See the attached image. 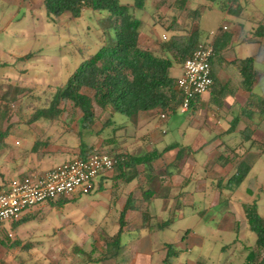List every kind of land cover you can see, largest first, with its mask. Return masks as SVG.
<instances>
[{
	"label": "crops",
	"instance_id": "obj_1",
	"mask_svg": "<svg viewBox=\"0 0 264 264\" xmlns=\"http://www.w3.org/2000/svg\"><path fill=\"white\" fill-rule=\"evenodd\" d=\"M185 1L184 22L190 20L188 13L197 9L204 37L215 44L216 54L212 60L214 84L211 89L196 97L185 112L177 108L162 119V109L143 111L119 125L115 120L118 112L95 104L98 119L94 131L100 134L87 133L82 139L78 136L79 129H73L63 118L69 107L81 118V111L73 108L71 103L62 105L65 111L53 123L41 118L28 124L25 121L28 119L19 117L15 119L18 126L0 146L1 187L15 177L44 173L62 162L89 154L93 147L118 148L127 154L128 164L105 171L92 182L90 192L94 189L105 199L98 202L105 208L104 221L96 224L95 228L104 233V230L117 226L114 233H109L115 235L119 230L115 221H119L124 212L123 236L138 230L131 241L137 239L141 243L157 231L171 228L187 207L186 210L191 208L203 218L217 204L225 202L235 208L233 203L238 202L241 218L235 217V222L225 228L217 224L222 232L236 233V238L229 244H223L221 250L233 253V258L240 247L255 246L256 234L248 227L244 204L257 202L259 213L264 217V115L258 104L264 97V38L257 32L258 27L264 24V0ZM164 7L168 12L169 6ZM142 19L145 27L140 33L139 44L158 53L159 45L156 44L159 41L156 40L160 38V31L156 25L162 23L154 21L150 31V21ZM250 57L254 58L255 74L251 91L245 88L241 65L242 60ZM182 72L183 64L171 68V75L176 79ZM65 83L52 86L49 94ZM179 113L184 117L180 121L173 120V116ZM37 123L44 124L45 131L38 130ZM118 128L125 132L117 131ZM253 140L257 142L253 144ZM131 157L139 163H134ZM151 158L152 162L147 164ZM242 160L251 165L250 172L239 186L226 188ZM95 212H99V208L96 207ZM246 231H251L254 236L251 233L249 237ZM188 233L193 235L188 229L185 237ZM169 244L180 250L169 264H180L183 259L191 260L190 257L195 264H210L211 256L196 254L194 257L177 248L175 243H163L160 248L167 249ZM200 244L212 245L207 238ZM128 245L129 241L122 240L117 258L91 264H153V252L157 248L151 240L130 256L125 255L131 253L126 252ZM227 245L228 248H224ZM193 246L186 250L192 252ZM246 255L247 252L244 260ZM165 258L164 255L161 264H165ZM225 261L228 263V258H213L212 264Z\"/></svg>",
	"mask_w": 264,
	"mask_h": 264
},
{
	"label": "rangeland",
	"instance_id": "obj_2",
	"mask_svg": "<svg viewBox=\"0 0 264 264\" xmlns=\"http://www.w3.org/2000/svg\"><path fill=\"white\" fill-rule=\"evenodd\" d=\"M42 1L0 0V62L6 64L0 69V98L11 83L32 88L33 92L40 96V101L35 100L34 104H31V100L28 99L24 102L23 108H19V102L12 103L13 105L0 103V131L2 132L6 129L10 130L11 121L15 123V119L19 116H33L40 106L50 102L52 98L48 91L52 86L65 83L80 61L100 48L106 38L104 31H109L108 23L103 18L105 13L87 10L80 18H74L66 12L53 20L47 15ZM127 1L122 0V2ZM181 2V0H147V10L137 11L136 14L139 17L150 21V31L153 30L154 21L162 23L156 25L160 31V38L158 40L157 37L156 42L160 43L163 34H167L168 39L175 35L172 34L175 31L170 28L173 26L175 16H179L181 20L177 23L176 29L179 31L177 33H185L183 28H180L184 25V14H186L179 10L182 6ZM165 5L169 6L168 12L165 11ZM29 52H35L32 59L17 61L18 57ZM79 115L72 112L69 107L63 118L66 123L72 125L73 129H79ZM182 117L184 116L179 113L173 116V120L180 121ZM127 119L128 117L120 113L116 114V125ZM35 125L38 130L45 131L44 124ZM116 130L125 132L121 128ZM70 198V201L62 208L55 206V202L47 200L27 210L23 213V220L27 222L21 223L17 228L7 223L6 229L0 230V264H76L90 258L88 252L93 250L91 247H95L93 256L100 257L106 247V236L110 237L109 233H114L118 228L110 227L109 230H104V233L95 228L96 224L99 225L104 221L102 216L105 215V208L98 202H103L105 199L94 189L90 193L81 192ZM233 206L235 208L222 202L220 205L211 207L209 209L211 211L203 218L191 208L190 211L186 210L189 208L187 207L177 217L171 228L157 231L141 243L137 239L131 241L133 234L138 232L133 230L131 234H126L122 238L124 242L129 241L126 252H131L125 255L135 254L137 249L141 250L151 240L154 248H157L153 252V264H161L162 257L166 256L167 250L160 248L163 243H175L177 248L180 247L186 254L191 253L190 255L194 257L196 254L211 256L210 264L213 258L220 260L228 258V264H240L247 252L245 247H240L235 258L231 257L233 253L221 250L223 244H229L236 238L235 232L220 230L235 222V217L241 218L240 204L234 202ZM96 207L99 208L97 213ZM110 222L112 224V221ZM241 227L244 228L245 225L242 223ZM188 229L192 230L193 235L188 233L185 237V231ZM212 232L215 236H212ZM249 232L246 231L249 237L252 234L254 236V233ZM10 233L13 236H10ZM206 238L213 246L200 244L201 240L206 241ZM242 238L245 241L248 240L244 236ZM215 242L216 245H214ZM193 244L192 252H188L186 248L192 247ZM80 247L86 254L78 252ZM183 256L185 255H181L182 258ZM190 259H183L180 264H195L191 257Z\"/></svg>",
	"mask_w": 264,
	"mask_h": 264
},
{
	"label": "trees",
	"instance_id": "obj_3",
	"mask_svg": "<svg viewBox=\"0 0 264 264\" xmlns=\"http://www.w3.org/2000/svg\"><path fill=\"white\" fill-rule=\"evenodd\" d=\"M181 1L182 6L179 7V10L182 12L185 10L186 1ZM42 5L49 18L53 20L66 12H69L74 18H80L87 10L105 13L103 18L108 23L109 31H104L106 38L100 48L94 54L83 58L66 83L57 87L50 94L52 98L50 102L40 106L33 116H19L22 119H28L25 120L26 123L29 124L41 118L48 119L50 123H53L64 113L65 106L62 105L71 103L73 108L79 109L82 113L78 132V136L82 139L87 133L100 134L94 131L98 119L95 104L102 109L111 108L114 112L130 119H134L143 111L162 109L170 111L171 114L180 108L183 94L178 88V78L171 75V68L176 64H183L200 43L207 41L198 22L200 14L197 9L188 13L190 20L180 26L185 31L183 34L177 33L179 31L176 29L179 16L173 17L174 23L170 28L175 31V35L166 40L162 39L164 41H160L157 53L152 49H145L139 44V36L145 23L136 13L140 10H147V0H128L127 2H122V0H43ZM257 32L264 38V24L258 27ZM108 34L109 37H107ZM213 45L215 46L214 43ZM34 55L35 52H29L18 57L17 61L30 60ZM253 63V57L241 61L244 85L249 91L252 90L255 79ZM5 65L0 62V69ZM39 97L32 89L11 83L8 85V90L1 95L0 103L13 105L12 103L19 102V108H23L24 102L28 99L31 100V104H34L35 100L40 101ZM258 104L264 115V97L259 100ZM11 124L10 130L0 131V140L2 139L0 146L5 144L6 137L14 132L19 122L12 123L11 121ZM252 142L255 144L257 141L253 140ZM94 153L110 154L117 160L114 168H121L128 164L127 154L118 148L99 149L93 147L91 152L85 153L82 158H87ZM130 160L139 163L133 157ZM151 162L152 158L146 161L147 164ZM250 169V164L243 160L240 161L235 173L226 183V188L231 189L239 186L245 180ZM8 186L9 182L0 186V192L6 191ZM70 196H59L57 199L48 200V202H55V206L62 208L70 201ZM244 213L249 229L256 234V242L254 247H245L247 255L242 264H264V217L259 213L257 202L245 203ZM23 217L7 223H10L11 227L17 228L21 223L27 222V220H23ZM6 224H0V230L6 229ZM116 224L119 225V230L113 236H106V247L103 254H100V257H94L95 250L93 249L88 252L90 258L79 264L100 263L115 259L120 255L125 227L124 212ZM166 248L165 264H169L173 257L179 255L180 250H176L171 244ZM224 248H228V245ZM78 252L86 254L81 247ZM218 264L228 263L225 261Z\"/></svg>",
	"mask_w": 264,
	"mask_h": 264
},
{
	"label": "built area",
	"instance_id": "obj_4",
	"mask_svg": "<svg viewBox=\"0 0 264 264\" xmlns=\"http://www.w3.org/2000/svg\"><path fill=\"white\" fill-rule=\"evenodd\" d=\"M162 39H168L167 34H163ZM214 54L213 42L207 40L200 43L183 63V72L177 82L183 94L181 111H187L196 97L211 89L214 83ZM169 113L162 112L161 118L165 119ZM116 163L117 160L108 153H94L87 158L67 160L44 173H29L13 178L6 191L0 192V224L20 219L24 212L47 200L76 192L89 193L92 182L101 173L112 170ZM9 235L13 236L12 233Z\"/></svg>",
	"mask_w": 264,
	"mask_h": 264
}]
</instances>
